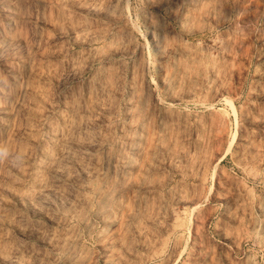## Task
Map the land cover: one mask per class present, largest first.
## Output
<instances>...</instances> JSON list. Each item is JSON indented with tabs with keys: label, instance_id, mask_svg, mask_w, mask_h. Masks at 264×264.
Here are the masks:
<instances>
[{
	"label": "rangeland",
	"instance_id": "obj_1",
	"mask_svg": "<svg viewBox=\"0 0 264 264\" xmlns=\"http://www.w3.org/2000/svg\"><path fill=\"white\" fill-rule=\"evenodd\" d=\"M0 264H264V0H0Z\"/></svg>",
	"mask_w": 264,
	"mask_h": 264
}]
</instances>
